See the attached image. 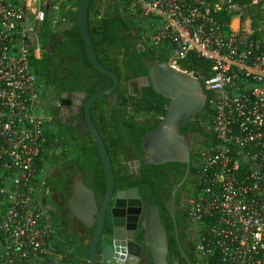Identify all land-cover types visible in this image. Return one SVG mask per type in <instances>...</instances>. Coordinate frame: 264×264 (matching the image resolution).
<instances>
[{
	"label": "built area",
	"instance_id": "built-area-1",
	"mask_svg": "<svg viewBox=\"0 0 264 264\" xmlns=\"http://www.w3.org/2000/svg\"><path fill=\"white\" fill-rule=\"evenodd\" d=\"M74 1L0 0V264L63 251L43 202L46 135L34 62L37 25ZM121 2L140 22L135 33L171 66L191 74L180 61L209 64L201 84L211 93L213 141L198 151L184 207L197 262L264 264V0Z\"/></svg>",
	"mask_w": 264,
	"mask_h": 264
},
{
	"label": "flooded vegetation",
	"instance_id": "flooded-vegetation-1",
	"mask_svg": "<svg viewBox=\"0 0 264 264\" xmlns=\"http://www.w3.org/2000/svg\"><path fill=\"white\" fill-rule=\"evenodd\" d=\"M129 34L136 39L135 50L130 49L127 55L118 56L120 63L117 70L121 76L117 75V87L93 102L89 101L93 94L113 85L111 78L107 82L97 81L95 73L89 68L84 70L82 77L78 79L75 74L77 66L70 63L72 59L67 62V59L61 56H57L55 64L49 69L46 67L45 72L37 73L35 69L41 84L40 109L46 135L42 153L43 202L49 214L56 211L68 227V230L60 228L65 248L68 246L65 234L70 230L77 241L78 249L81 247L87 255L83 260L76 257L75 264H89L88 247L94 234L95 223L88 227L72 216L67 207V200L71 196L73 186L70 181L81 172L83 183L93 190L96 209L101 206L107 178L93 135L95 130L107 152L113 172V194L137 189L139 195L136 197L132 194L127 197V194L118 198L117 207L112 197L104 212L103 228L97 244L98 256L104 246H109L113 249L111 252L114 253L117 248L118 254L124 257L118 256L115 262L111 261L109 264H152L150 253L144 247L143 229L140 226L142 207L138 200L153 196L158 201L154 204H161L168 214L165 204L170 198L172 188L177 185L178 239L174 224L171 229L167 221L166 227L160 210L168 246L171 245L168 260L171 264L176 261L179 264H199L195 252L191 255L187 250L190 244L193 245L196 228L187 221L184 207L194 176L191 173V165L195 163L198 151L206 145L202 122L195 116L194 120L180 129L181 133L188 136L191 148V164L187 176L185 163L167 162L153 165L140 160L143 154L142 139L145 134L156 128L163 118L169 100L153 89L148 70L142 60L146 57L154 63H165L164 56L146 51L149 47L144 41L134 33ZM60 41L57 38L52 39L46 45V53H54ZM44 58L46 64L47 54L42 60ZM170 177H173V181ZM148 178L154 180L152 193L147 190ZM171 221L173 223L172 219ZM66 250L69 249L63 248L60 259L63 264H66L62 261Z\"/></svg>",
	"mask_w": 264,
	"mask_h": 264
},
{
	"label": "water",
	"instance_id": "water-1",
	"mask_svg": "<svg viewBox=\"0 0 264 264\" xmlns=\"http://www.w3.org/2000/svg\"><path fill=\"white\" fill-rule=\"evenodd\" d=\"M91 0H78L77 7V25L83 39L85 53L89 63L98 71L104 73L113 80V85L107 89L100 90L93 94L89 101L107 95L115 90L119 78L117 74L104 67L98 60L93 42L88 29V10ZM143 64L148 70L149 81L153 89L163 97L169 100L166 112L156 128L149 131L142 139L143 154L140 160L146 164L159 165L167 162L185 163L187 166L186 174L190 171L191 148L188 136L181 133L180 129L187 126L188 122L195 119L197 113L201 112L207 103V94L201 84L199 74L193 72L188 74L171 66L168 62L154 63L146 57H143ZM93 135L101 156L105 175L107 178L106 191L99 209L93 190L85 186L82 180L81 172L76 174L70 181L72 183L71 196L67 200V207L72 216L86 226L95 223V230L88 247L89 264H109L119 256L118 249L111 252L109 246H104L100 256L97 253V244L104 223V212L113 197L115 207L118 205V198L134 196L139 197L137 189L128 191H119L113 194V172L109 162L107 152L103 143L95 130ZM173 181V177H170ZM177 185L172 188L170 198L165 204L167 212L171 219L177 234L176 222V190ZM142 207V219L140 226L143 229L144 247L149 251L152 264H171L168 260V239L165 227L161 219L159 206L152 203L149 199L138 200ZM96 209V210H95ZM80 210V211H79ZM114 210H112V213ZM108 249V251H107ZM181 249V248H180ZM182 251V250H181ZM124 252V251H123ZM183 253V251H182ZM183 256L185 254L183 253ZM173 264H179L177 261Z\"/></svg>",
	"mask_w": 264,
	"mask_h": 264
},
{
	"label": "trees",
	"instance_id": "trees-1",
	"mask_svg": "<svg viewBox=\"0 0 264 264\" xmlns=\"http://www.w3.org/2000/svg\"><path fill=\"white\" fill-rule=\"evenodd\" d=\"M77 7L78 0L73 2L71 9L64 12L62 21L69 23V26L64 28L60 33H54L50 23L46 20L37 25L41 44V57L39 60L34 62V68L37 69V73L45 72L46 67L49 69L55 64L57 56H61L65 57L67 62L70 60V58L72 59V62L70 63H73L75 66H77L75 74H77L76 77L78 79L82 77V72L84 70L90 68L93 73H95L97 81H110V77L95 69L88 61L83 39L77 25ZM126 10L127 8L124 6L121 0H110L109 2H105L104 0H91L88 10V29L96 56L104 67L117 73L118 76H121L120 72L117 70L120 63L118 56L127 55L130 49L133 51L135 50L136 44H134V42L136 39L129 33H134L136 36L140 37L137 33H135V31H138V27L135 25L132 19L127 18ZM55 38L61 40L59 45L57 46L54 53L51 51L46 53V45ZM148 47L149 48L146 51L152 53L156 52L162 57L164 56L163 61L168 62V57L160 49L150 46ZM46 54L48 60L45 64V58L42 60V57H45ZM121 61L124 62V60ZM208 65V62H204L195 56L184 59L179 63V67L181 69H185L187 71H197L200 74L202 83L203 78L208 75ZM203 89L207 94V99L210 98L211 93L204 88V85ZM213 114L214 111L209 108L208 102L206 103L205 108L196 114L197 119L202 122V134L205 136L206 145L211 144L213 141V137L208 131V127H210L212 123ZM198 154L199 153H197L196 160L198 159ZM194 158L195 156L193 154V160H195ZM40 167H42L41 161H39V168ZM196 171L197 165L196 163H192V175H195ZM146 185L149 187L147 190L152 193L154 188L153 178L146 179ZM149 197L153 203H158L156 198L153 196ZM159 206L163 216L164 225L167 227L168 221V225L172 229L173 223L171 218L166 213L164 207L161 204H159ZM50 217L52 219V227L65 228L68 230V227L63 223L62 218L56 211L52 212ZM176 220L179 226L178 212L176 215ZM65 241L70 249L65 251V256L62 258V261L66 264H75V258L82 257L83 249L81 247L78 249L79 246L77 245V241L70 230L65 234ZM168 248L171 250L170 244ZM187 250L192 255L194 246L190 244ZM85 257H87V255H85Z\"/></svg>",
	"mask_w": 264,
	"mask_h": 264
},
{
	"label": "rangeland",
	"instance_id": "rangeland-1",
	"mask_svg": "<svg viewBox=\"0 0 264 264\" xmlns=\"http://www.w3.org/2000/svg\"><path fill=\"white\" fill-rule=\"evenodd\" d=\"M127 11V18L129 19H132V21L135 23V25H139V21L138 19L136 18V16H134L133 14H131V12L129 11V9L126 10ZM64 10L61 9L59 12L55 13V14H51L50 15V19H47L46 21H48L50 23V26L53 30L54 33H60L64 28L68 27L69 26V23H66V22H63L62 21V18H63V14H64ZM143 40V39H142ZM144 41V40H143ZM145 43V42H144ZM67 230V229H65ZM60 243H61V246L62 248L65 249H70L69 246H67L65 248V243L62 241V239L60 238ZM61 247L59 246L57 248V250H55L51 255H50V258H46L45 260H39L37 262H35V264H63L60 262L59 259H61V255H62V252H61ZM84 251H82V257L79 258L81 260H83L85 258V255L83 253Z\"/></svg>",
	"mask_w": 264,
	"mask_h": 264
}]
</instances>
